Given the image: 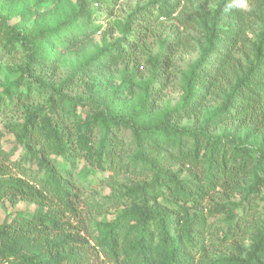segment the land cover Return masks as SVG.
Segmentation results:
<instances>
[{"label":"trees","instance_id":"obj_1","mask_svg":"<svg viewBox=\"0 0 264 264\" xmlns=\"http://www.w3.org/2000/svg\"><path fill=\"white\" fill-rule=\"evenodd\" d=\"M121 1L0 0V59L9 60L0 114L22 113L0 126V203L36 205L0 224V264H264V0H206L215 8L198 20L179 12L193 0H146L114 23L122 37L57 83L63 51L92 40L96 18ZM176 19L204 45L180 102L160 109L179 37L148 57L140 94L134 77L157 25ZM128 62L135 70L115 90L73 94L92 66ZM193 118L201 125L184 124ZM230 122L247 132L215 134ZM128 173L137 180L121 179ZM99 186L107 199L96 198Z\"/></svg>","mask_w":264,"mask_h":264},{"label":"rangeland","instance_id":"obj_2","mask_svg":"<svg viewBox=\"0 0 264 264\" xmlns=\"http://www.w3.org/2000/svg\"><path fill=\"white\" fill-rule=\"evenodd\" d=\"M63 1L65 4L75 2V0ZM145 3L146 0H122L120 4L116 6L115 15L109 17L108 15L105 16L102 14L96 18L95 22L103 25V27L99 32L93 35V39L85 44L79 45L74 51H63L60 62L58 63L60 71L59 76L57 77V83L65 79L75 67H78L82 62H84V60L89 57L97 47L102 46L104 42L113 43L118 38L122 37V31L118 29L114 23H124L129 18L133 19L132 15ZM215 4L216 3L207 2L206 0H193V2L187 4V7L184 9L180 8L179 12H181V16L187 17V19H205L207 12L210 13L212 9L215 8ZM187 19L185 20V23L187 22ZM176 27L180 29V34L178 35L174 32ZM202 34L203 33L194 24H183L179 19L164 20L162 24L157 25L153 35L148 38V48L150 52L145 54V57L141 59V65L139 66L141 72H138L134 77V93L140 94L143 86L150 77L148 57L157 53L163 45H167L170 41H174L179 37L180 49L176 55L174 66L170 68V72L167 75L170 79V86L163 91V99L159 102L160 109L176 106L180 102L184 93L183 88L185 74L188 72L190 66L200 57L201 49L204 45V36ZM7 61L9 60L0 59V85L6 79L5 74L8 63ZM142 65H144V67ZM133 70H135L133 62L119 63L117 66L104 71L97 70L95 66H92L88 70L89 75H86V85L78 86L73 94L82 95L84 97H88L92 93H96L98 95L108 94L109 92L115 90L121 83L125 72H131ZM216 105L217 102L212 100L205 108L204 113H207ZM21 114L19 112L15 115L10 113L8 115L0 114V126H3L6 122L22 121ZM184 124L198 127L201 125V122L193 118L184 121ZM247 130L248 128H240L237 126L236 122H230L221 125V127L215 131V134L226 131L234 132L238 135H244ZM124 135L129 146L133 148V138L131 136V132L129 130H124ZM14 139V134H7L2 140V146L4 149L8 151L12 150L14 146ZM23 154L24 149L19 148L16 150L13 156L14 159L12 160H16V158H19ZM82 165L83 164L81 163L80 166ZM121 179H126L125 181H135L137 180V176L128 173L123 175ZM97 190L98 194H96V198L98 199L105 200L109 195H111L109 187L99 186L97 187ZM35 208V204L26 201H21L15 207H13L9 202L0 203V224L3 222L6 215L13 210L32 211ZM114 211L115 210L112 209L110 213L96 215L94 222L110 221L115 213Z\"/></svg>","mask_w":264,"mask_h":264}]
</instances>
